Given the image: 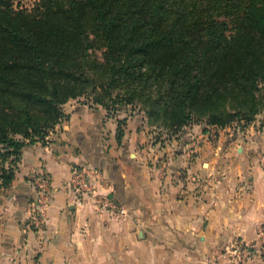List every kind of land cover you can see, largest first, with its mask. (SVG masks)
Returning <instances> with one entry per match:
<instances>
[{"label":"trees","instance_id":"obj_1","mask_svg":"<svg viewBox=\"0 0 264 264\" xmlns=\"http://www.w3.org/2000/svg\"><path fill=\"white\" fill-rule=\"evenodd\" d=\"M81 97L119 143L131 108L163 140L244 130L264 113V0H0V190Z\"/></svg>","mask_w":264,"mask_h":264},{"label":"crops","instance_id":"obj_2","mask_svg":"<svg viewBox=\"0 0 264 264\" xmlns=\"http://www.w3.org/2000/svg\"><path fill=\"white\" fill-rule=\"evenodd\" d=\"M64 109L52 140L25 146L13 183L0 190V264H232L221 255L226 243L259 238L264 124L229 135L210 127L215 136L192 124L178 139L159 140L134 113L119 143L117 118L103 107ZM77 166L99 170L96 193L125 207L126 220L93 198L76 202ZM41 173L51 181L46 224L27 230Z\"/></svg>","mask_w":264,"mask_h":264},{"label":"built area","instance_id":"obj_3","mask_svg":"<svg viewBox=\"0 0 264 264\" xmlns=\"http://www.w3.org/2000/svg\"><path fill=\"white\" fill-rule=\"evenodd\" d=\"M101 178L99 170L89 166H77L73 168L71 185L76 194V202L81 204L93 198L96 203L110 207L122 220H126L129 213L123 206L114 205L107 196H99L96 193V182ZM36 196L30 206L31 219L26 223L30 230H42L46 224V211L50 205L51 181L45 173L38 174L34 179ZM221 255L232 264H245L254 255L264 259V229L258 239L247 241L236 238L226 243Z\"/></svg>","mask_w":264,"mask_h":264},{"label":"rangeland","instance_id":"obj_4","mask_svg":"<svg viewBox=\"0 0 264 264\" xmlns=\"http://www.w3.org/2000/svg\"><path fill=\"white\" fill-rule=\"evenodd\" d=\"M34 1H35V0H14L15 4H19L20 6H25V7H31V6L34 4ZM101 51H102V49H98V48H92V49H91V53H92V54H97L98 56H101ZM79 105L94 106V105L89 104L88 99L85 98V97H81L80 99H73V100H70V101L68 102V104H65L64 106H79ZM130 110H131V111L125 112V113L127 114V116H129V115H131V114H134V113H139V114H143V115H144L143 112H139L136 108H131ZM144 116H145V115H144ZM256 121H258V123H257L258 125H263V124H264V113L259 114V115L256 117V119H255L254 122H256ZM251 124H252V123H251ZM241 129H242V128H241L240 126H238L236 123H234V124H232L231 126L226 127V129L223 130L222 132L225 133L226 135H229V134L232 133V131H235V130H236V131H239V130H241ZM153 131H154V130H151V132H153ZM53 132H54V131H53ZM53 132H51V133L49 134V136H48L49 141L52 140V137H51V136H52ZM154 132H156V133H155V137L157 136L158 139L160 140V138H161L162 135H160L157 131H154ZM221 134H222V133L217 132V136H218V137H219ZM212 135L215 136V133L213 132ZM212 135H211V136H212ZM21 157H22V156H21ZM20 161H21V160H20ZM20 161H19V163H20ZM19 163H18V169H19ZM17 171H18V170H17ZM36 176H37V175H35V176L33 177V185H34V179H35ZM34 188H35V187H34ZM33 200H34V199H33ZM32 202H33V201H32ZM30 219H31V216H30V213H29V217L27 218V221H26V222H29ZM27 230H30V229L27 228Z\"/></svg>","mask_w":264,"mask_h":264}]
</instances>
